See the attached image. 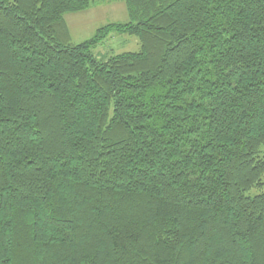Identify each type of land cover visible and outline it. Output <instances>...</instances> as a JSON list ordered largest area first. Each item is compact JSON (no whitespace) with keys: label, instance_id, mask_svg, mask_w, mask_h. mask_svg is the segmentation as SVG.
Instances as JSON below:
<instances>
[{"label":"trees","instance_id":"16d2710c","mask_svg":"<svg viewBox=\"0 0 264 264\" xmlns=\"http://www.w3.org/2000/svg\"><path fill=\"white\" fill-rule=\"evenodd\" d=\"M124 1L0 0V264H264V0Z\"/></svg>","mask_w":264,"mask_h":264},{"label":"rangeland","instance_id":"374dc122","mask_svg":"<svg viewBox=\"0 0 264 264\" xmlns=\"http://www.w3.org/2000/svg\"><path fill=\"white\" fill-rule=\"evenodd\" d=\"M65 20L71 34V44L79 45L92 39L99 29L109 24L128 23L129 16L124 0H92L91 8L67 14ZM139 51L140 43L136 37L121 34H110L92 48L94 57L102 61L119 54Z\"/></svg>","mask_w":264,"mask_h":264}]
</instances>
